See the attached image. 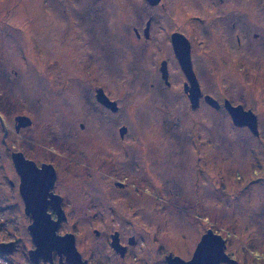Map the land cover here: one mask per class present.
I'll list each match as a JSON object with an SVG mask.
<instances>
[{
  "label": "rangeland",
  "instance_id": "obj_1",
  "mask_svg": "<svg viewBox=\"0 0 264 264\" xmlns=\"http://www.w3.org/2000/svg\"><path fill=\"white\" fill-rule=\"evenodd\" d=\"M161 1L0 0V178L13 179L3 166L20 147L66 149L71 179L78 184L82 170L91 189L71 202V230L92 264L189 261L208 230L233 260L264 264V0ZM176 32L194 45L205 93L221 109H193L180 75L169 91L157 84ZM105 83L114 84L117 112L96 102ZM229 98L256 115L258 135L233 123ZM18 115L33 121L19 134ZM97 229L134 239L125 261L98 243Z\"/></svg>",
  "mask_w": 264,
  "mask_h": 264
},
{
  "label": "flooded vegetation",
  "instance_id": "obj_2",
  "mask_svg": "<svg viewBox=\"0 0 264 264\" xmlns=\"http://www.w3.org/2000/svg\"><path fill=\"white\" fill-rule=\"evenodd\" d=\"M151 26L152 21L148 20L146 23V30L144 31V37L146 40L150 39L149 31ZM134 32L136 38L141 40L142 35L140 34V31L134 29ZM174 34L182 35L188 43L190 65L194 74V79H196L198 89L200 91L198 98L199 107L202 105V103L207 104L208 101L206 99L207 97H210L212 100H214L213 103H219L220 108L218 109H221L222 107L220 101H218L209 93H205L206 91L202 84V74H206V71L199 69L200 66L197 62L194 45L182 33H173L171 34L169 40L168 38L166 39V46L169 47V50L167 49L166 52L167 57L160 62L157 75L159 82L156 81L157 84H163L162 88L169 91L174 85V76L176 74L178 76L180 75L182 77V88L185 97L187 98L186 103H190L191 105L192 102L190 99V90L192 88V83L186 75V70L182 67V64L175 52L172 40ZM90 42L92 50L94 48H98L100 43L99 37L91 40ZM212 56H209V58L216 60V58ZM92 59L94 60V58ZM163 64L166 65V77H164V73L162 71ZM105 71L109 73L110 67H107ZM241 81L242 79L237 77V82ZM114 88L115 87L113 83H105V85L95 87L96 102L105 108L111 110L114 108L117 109V96L113 92ZM101 94L107 100H99V96ZM226 102L238 103L233 101L232 98L225 99L224 105ZM107 103H114V107L109 106ZM20 117L29 119L30 125L22 124L20 126L17 121V119ZM14 120L15 131L17 134H19L21 130L33 126V121L28 115H18L14 118ZM19 126L20 129L18 130L17 127ZM119 135L121 139H123L126 133L122 136L119 130ZM54 146L56 145L54 144ZM94 147H96L95 143ZM48 149L51 150L50 153L43 154L39 152L37 154L30 155L27 153L25 148L20 147V150L12 151L10 158H8L9 166L7 168L3 166L5 174L6 172L11 173L13 179H9L7 181V179L0 178V257L13 258L19 255L20 262L18 264H73L72 254L69 253L67 244H64L60 247L56 246V244H47L46 246L40 244V240H43L47 234L53 233V236H57L59 238L71 236V240L74 241L76 250L80 255V263L92 264L83 257L82 252L80 251L83 245L80 243L78 235L73 233L71 230V222L75 215L71 208V202H73L74 199H77L78 196H80L84 201L88 199L86 195L88 193V189L91 192L89 187L83 188L81 186V181L84 182L83 178L86 177L87 174H83L82 170L77 171L81 177V181L79 182L80 184H76L73 179H71L74 171L72 172L70 169L71 164L69 155L66 153L67 150L53 146L49 147ZM16 154L20 155L19 167H17L14 162V155ZM42 156L45 158H42ZM25 162H30L32 165ZM63 173L65 174V177ZM115 186L118 188L124 187V185L119 182L115 183ZM103 190L105 191V189ZM8 194H14L12 199L14 203L11 205H9L10 197ZM4 212L6 218H4L2 215ZM8 216L11 217L7 219ZM12 220L15 222L18 220L20 222V227ZM6 225L11 228L14 227V229L16 228L17 233L8 232L7 228L6 230L3 229V227ZM32 228L34 229L35 237L31 231ZM209 231L210 230H208L206 233ZM206 233H204V235ZM94 235L98 239V243L101 241L109 244L111 250L115 253V257L119 256L122 261L126 260L130 248L133 247V244L135 243L133 238L125 240L121 236V232L118 230L108 234L97 229L94 231ZM204 235H202V237ZM202 237L196 245L195 250L201 242ZM92 239L94 240V238ZM115 240L117 241V245L114 246L113 243ZM225 253L230 258H234L232 253H228L227 249L225 250ZM166 262L168 264L167 260ZM119 263L120 261H117L115 264ZM237 263L245 264L244 261H237ZM98 264L108 263L99 261ZM220 264L231 263L220 262Z\"/></svg>",
  "mask_w": 264,
  "mask_h": 264
},
{
  "label": "water",
  "instance_id": "obj_3",
  "mask_svg": "<svg viewBox=\"0 0 264 264\" xmlns=\"http://www.w3.org/2000/svg\"><path fill=\"white\" fill-rule=\"evenodd\" d=\"M146 1L151 6H156L161 2V0H146ZM172 40H173V45H174L177 57L180 60L182 67L186 70V73H187L186 75L188 76L189 80L192 83V88L190 90V99L192 102L191 106L193 109H197L199 107L198 98H199L200 91L198 89L196 79H194V74L192 72L191 65H190L188 43L186 42L185 38L180 34H174ZM162 71L164 73V77H166V74H165L166 65L165 64H163ZM103 99H106V98H104V96L101 94L99 96V100H103ZM206 100L208 101L207 104L209 106H212L216 109L220 108L219 103H213L214 100H212V98L207 97ZM107 104L109 106L114 107V103L113 104L107 103ZM225 107L229 111L232 121L235 125L247 126L255 135H258L257 117L252 111L245 110L243 106H233L230 102H226ZM113 110L116 111L117 109L114 108ZM17 121L20 124V126L22 124L30 125V121L27 118L20 117L17 119ZM20 126L18 128H20ZM126 132H127V128L123 127L120 129V133L122 136ZM14 162L16 166L19 167V163H20L19 154L14 155ZM25 163L32 165V163L30 162H25ZM31 231L35 237L34 229L32 228ZM41 241H44V242H41ZM40 244L45 245V246L47 244H53V245L56 244V246L58 247L63 246L64 244H67V248L69 249L68 251L69 253L72 254V261H73L72 263L81 264L80 255L76 250L74 241L71 240V236L59 238L57 236H53V233L52 234L50 233V234H47L46 237L43 238V240H40ZM113 245L114 246L117 245L116 240L114 241ZM167 258H168L167 259L168 264H220V262L238 264L236 260L231 259L225 253V240L220 235H217L216 233H214L212 230L203 236L201 242L199 243L194 253L193 258L190 261L186 262L178 257L172 258L171 256Z\"/></svg>",
  "mask_w": 264,
  "mask_h": 264
}]
</instances>
